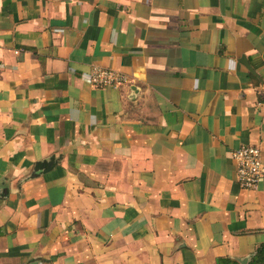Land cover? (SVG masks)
Here are the masks:
<instances>
[{
    "label": "crops",
    "instance_id": "obj_1",
    "mask_svg": "<svg viewBox=\"0 0 264 264\" xmlns=\"http://www.w3.org/2000/svg\"><path fill=\"white\" fill-rule=\"evenodd\" d=\"M241 146L264 167V0H0V264H252Z\"/></svg>",
    "mask_w": 264,
    "mask_h": 264
},
{
    "label": "built area",
    "instance_id": "obj_2",
    "mask_svg": "<svg viewBox=\"0 0 264 264\" xmlns=\"http://www.w3.org/2000/svg\"><path fill=\"white\" fill-rule=\"evenodd\" d=\"M57 32H59L57 30ZM78 79L94 88L116 87L126 84L125 77L109 68L92 67L80 72ZM234 163L235 182L242 190H254L264 177V167L260 160V150L256 146H241L231 152Z\"/></svg>",
    "mask_w": 264,
    "mask_h": 264
},
{
    "label": "trees",
    "instance_id": "obj_3",
    "mask_svg": "<svg viewBox=\"0 0 264 264\" xmlns=\"http://www.w3.org/2000/svg\"><path fill=\"white\" fill-rule=\"evenodd\" d=\"M36 166H37V165H36ZM260 252H261V251H258V252L254 255V257H253V259H252V264H260V263H262V262L264 261V257H262L261 259L258 257L259 254H260Z\"/></svg>",
    "mask_w": 264,
    "mask_h": 264
}]
</instances>
